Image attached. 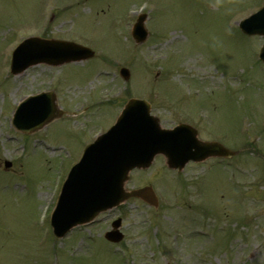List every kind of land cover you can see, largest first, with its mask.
Instances as JSON below:
<instances>
[{
  "label": "rangeland",
  "instance_id": "obj_1",
  "mask_svg": "<svg viewBox=\"0 0 264 264\" xmlns=\"http://www.w3.org/2000/svg\"><path fill=\"white\" fill-rule=\"evenodd\" d=\"M262 4L0 0V264H130L128 258L131 264H264V64L258 57L264 40L237 27ZM138 5L149 31L141 44L130 35ZM53 14L58 20L49 22ZM27 35L71 39L96 55L11 75L12 48ZM120 66L129 68L128 81L118 75ZM40 90H53L67 115L32 133L17 130L20 101ZM132 96L151 101L164 127L197 111L202 134L214 126L226 145L241 151L229 164L207 161L206 169L189 165L179 174L158 156L150 167L130 172L127 182V188L151 184L159 193L156 210L129 199L98 215L96 227L54 239L49 216L61 182ZM99 98L115 101L106 106ZM5 160L12 163L8 170ZM122 214L123 246H113L103 233ZM198 230L207 234L197 236Z\"/></svg>",
  "mask_w": 264,
  "mask_h": 264
},
{
  "label": "water",
  "instance_id": "obj_2",
  "mask_svg": "<svg viewBox=\"0 0 264 264\" xmlns=\"http://www.w3.org/2000/svg\"><path fill=\"white\" fill-rule=\"evenodd\" d=\"M239 26L246 34L264 35V7L243 19ZM132 33L137 41L145 38L142 18ZM91 55L87 48L70 42L28 38L15 49L11 72L18 73L39 62L59 64ZM259 57L264 61V45ZM54 108L51 94L30 97L17 109L15 123L23 130L40 127L54 117ZM183 129L182 126L174 130L161 129L157 119L149 115L146 102L129 100L115 125L86 147L80 161L70 169L51 216L55 236H63L72 226L91 220L99 211L130 196L140 197L156 206L151 187L127 192L123 184L131 168L149 166L157 153L166 157L169 167L179 169L190 159L200 161L208 156L233 153L217 142H202L194 131H186V134ZM118 221L113 223L114 227L118 226ZM105 236L113 241L121 238L116 230Z\"/></svg>",
  "mask_w": 264,
  "mask_h": 264
}]
</instances>
